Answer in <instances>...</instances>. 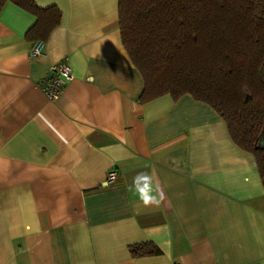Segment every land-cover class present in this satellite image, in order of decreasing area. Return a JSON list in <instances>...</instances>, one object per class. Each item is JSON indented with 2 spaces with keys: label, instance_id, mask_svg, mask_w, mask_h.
Segmentation results:
<instances>
[{
  "label": "crops",
  "instance_id": "0c3cea01",
  "mask_svg": "<svg viewBox=\"0 0 264 264\" xmlns=\"http://www.w3.org/2000/svg\"><path fill=\"white\" fill-rule=\"evenodd\" d=\"M34 2L61 12L34 56L35 17L0 8V264H264V185L223 119L188 94L139 102L118 0ZM62 60L51 100L38 84ZM141 171L159 205L129 191ZM144 242L160 252L132 257Z\"/></svg>",
  "mask_w": 264,
  "mask_h": 264
},
{
  "label": "trees",
  "instance_id": "16d2710c",
  "mask_svg": "<svg viewBox=\"0 0 264 264\" xmlns=\"http://www.w3.org/2000/svg\"><path fill=\"white\" fill-rule=\"evenodd\" d=\"M10 1L35 17L26 39L43 43L61 12L34 0ZM122 46L139 71V102L188 94L225 122L233 143L250 153L264 185V0H118ZM132 257L155 255L151 242Z\"/></svg>",
  "mask_w": 264,
  "mask_h": 264
},
{
  "label": "built area",
  "instance_id": "2783aa9c",
  "mask_svg": "<svg viewBox=\"0 0 264 264\" xmlns=\"http://www.w3.org/2000/svg\"><path fill=\"white\" fill-rule=\"evenodd\" d=\"M42 43H37L32 46L30 50L31 55H39L40 46ZM51 77L48 81L44 83H39V88L43 93L51 100L58 98V96L63 91L65 84L72 78V69L67 60H62L61 62L54 64L50 67ZM115 171H110L107 173L105 181L110 183L115 179Z\"/></svg>",
  "mask_w": 264,
  "mask_h": 264
},
{
  "label": "clouds",
  "instance_id": "9594fccd",
  "mask_svg": "<svg viewBox=\"0 0 264 264\" xmlns=\"http://www.w3.org/2000/svg\"><path fill=\"white\" fill-rule=\"evenodd\" d=\"M129 191L137 196L144 206L159 205L164 194L159 184L154 181V173L138 172L129 185Z\"/></svg>",
  "mask_w": 264,
  "mask_h": 264
},
{
  "label": "water",
  "instance_id": "95a60500",
  "mask_svg": "<svg viewBox=\"0 0 264 264\" xmlns=\"http://www.w3.org/2000/svg\"><path fill=\"white\" fill-rule=\"evenodd\" d=\"M258 148H264V138H261V140L259 141Z\"/></svg>",
  "mask_w": 264,
  "mask_h": 264
}]
</instances>
